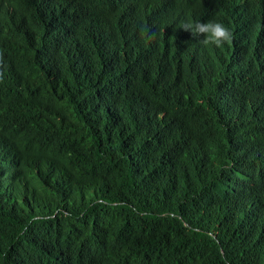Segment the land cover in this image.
Returning a JSON list of instances; mask_svg holds the SVG:
<instances>
[{"label":"trees","instance_id":"16d2710c","mask_svg":"<svg viewBox=\"0 0 264 264\" xmlns=\"http://www.w3.org/2000/svg\"><path fill=\"white\" fill-rule=\"evenodd\" d=\"M0 264H264V0H0Z\"/></svg>","mask_w":264,"mask_h":264},{"label":"clouds","instance_id":"9594fccd","mask_svg":"<svg viewBox=\"0 0 264 264\" xmlns=\"http://www.w3.org/2000/svg\"><path fill=\"white\" fill-rule=\"evenodd\" d=\"M179 28L190 32L194 37L202 35L203 39L199 42L205 46L211 45L219 48L225 44H230L234 39L231 29L218 21L210 20L206 23L200 21L186 22Z\"/></svg>","mask_w":264,"mask_h":264},{"label":"bare ground","instance_id":"6f19581e","mask_svg":"<svg viewBox=\"0 0 264 264\" xmlns=\"http://www.w3.org/2000/svg\"><path fill=\"white\" fill-rule=\"evenodd\" d=\"M182 59V58H181ZM184 61V60H183Z\"/></svg>","mask_w":264,"mask_h":264}]
</instances>
